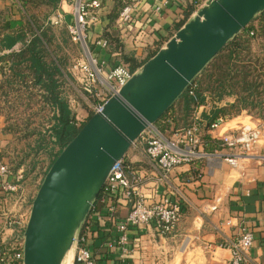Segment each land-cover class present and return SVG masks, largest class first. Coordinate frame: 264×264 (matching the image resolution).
Returning a JSON list of instances; mask_svg holds the SVG:
<instances>
[{
  "label": "crops",
  "instance_id": "0c3cea01",
  "mask_svg": "<svg viewBox=\"0 0 264 264\" xmlns=\"http://www.w3.org/2000/svg\"><path fill=\"white\" fill-rule=\"evenodd\" d=\"M23 1L0 0V15L8 24L10 32H16L24 25ZM60 1L48 25H53V21L61 15ZM97 1L100 8L92 12L87 30L88 44L97 62L103 64L105 69H110L121 63L119 52L108 53L106 48L101 49L95 43L104 40L103 33L109 31L108 14L113 2ZM161 1L139 0L132 11L131 21L121 26L117 19L115 28L110 31L112 36L120 40L123 52L138 62L142 63L149 52L158 51L174 36L177 32L175 27L182 22L187 7L193 6L196 11V5L203 6L211 0H170L167 7L155 13L154 7L159 6ZM66 8L64 10L68 11ZM193 13L186 23L193 18ZM19 47L20 44H17L15 49ZM252 51L259 52L255 46ZM233 102V97H227L219 106ZM209 108V102L198 107L194 119L198 120L202 112H208ZM262 119V110L257 114L242 111L237 117L225 119L217 130L209 129L207 135L217 142L222 136L235 134L242 123L259 126ZM238 120L242 123L236 122ZM172 127L179 128L174 122ZM3 129L4 119L0 115V158L3 149L11 142V135ZM212 148L206 151L201 145V150L209 155L208 158L175 168L165 182L160 180L155 166L143 154L141 146L129 148L124 161L141 176L144 196L154 200L167 196L178 202L181 205V218L176 229L163 237L151 227L130 229L127 234V264H228L230 251L226 244L235 238L239 223L247 226L253 235L249 264H264V163L257 158L264 153V139L256 145L255 157L240 158L235 167L225 161L233 155L231 149L222 145ZM1 161L4 163L5 160L1 158ZM5 208L9 209L8 204L5 206V199L0 196V224L5 217ZM126 214L127 209L119 206L117 217L121 220ZM115 237L116 233L107 226L101 228L99 236L93 239L97 247L96 257L104 264L119 263L116 255L104 246L105 239L112 240Z\"/></svg>",
  "mask_w": 264,
  "mask_h": 264
},
{
  "label": "trees",
  "instance_id": "16d2710c",
  "mask_svg": "<svg viewBox=\"0 0 264 264\" xmlns=\"http://www.w3.org/2000/svg\"><path fill=\"white\" fill-rule=\"evenodd\" d=\"M26 1H23L24 4ZM59 1L39 0V4L48 11L45 19L53 13ZM138 1L112 0L113 6L108 14L109 31L102 35L107 43L106 51L119 52L120 64L126 66L130 72L141 67L157 52H149L142 63L138 62L133 56L125 54L120 40L110 34L122 8ZM194 9L193 6L186 8L182 22L175 27L176 31L186 23ZM55 41L52 27H44L41 19L27 17L20 30L10 32L8 24L0 15V115L4 119V132L11 135L12 140L19 137L25 142L17 159L10 162L11 171L16 173L22 169L23 177L36 169L40 156L48 159V169L84 124L76 125L75 114L70 108L66 89L72 79L66 66L67 59L59 56L60 48ZM17 44L20 47L15 49ZM253 44L260 52L252 51ZM12 97L18 106L11 102ZM227 97H233L234 102L219 106ZM208 102L209 111L202 112L196 121L202 131L200 140L206 151H211L215 145H222L207 135L210 126L218 118L231 119L242 111L257 114L264 109V12L256 15L244 30L227 42L155 126L162 133L168 131L170 121L177 127L186 126L193 121L196 109ZM22 105L26 107L21 111L25 122L20 127L17 124L18 107ZM34 106H37L35 112L32 111ZM13 116L15 118L12 119ZM36 117L41 119L37 126H33L31 119ZM1 158L5 160V149ZM99 196L100 193L93 202V207L97 208ZM91 212L92 208L88 214ZM4 235L0 227V248H5Z\"/></svg>",
  "mask_w": 264,
  "mask_h": 264
},
{
  "label": "water",
  "instance_id": "95a60500",
  "mask_svg": "<svg viewBox=\"0 0 264 264\" xmlns=\"http://www.w3.org/2000/svg\"><path fill=\"white\" fill-rule=\"evenodd\" d=\"M264 0H211L93 114L62 149L32 200L23 264H62L111 168L155 125Z\"/></svg>",
  "mask_w": 264,
  "mask_h": 264
},
{
  "label": "built area",
  "instance_id": "2783aa9c",
  "mask_svg": "<svg viewBox=\"0 0 264 264\" xmlns=\"http://www.w3.org/2000/svg\"><path fill=\"white\" fill-rule=\"evenodd\" d=\"M170 0H162L154 12L169 5ZM136 2L122 8L118 17L121 26L131 21L132 11ZM203 6L196 5L193 16ZM68 7V11L64 8ZM60 14L53 24H63L70 41L83 52L84 60H78L72 70L75 81L80 90V103L69 101L70 108H79L87 113L86 119L101 112L103 105L112 97L118 95L120 89L130 78L140 71V68L130 72L124 65L118 64L105 69L98 63L88 44L87 30L92 12L100 8L97 0H61ZM68 16V18H65ZM252 36V33L249 34ZM95 45L105 49V40H98ZM190 94H192L190 92ZM264 114V109H262ZM79 126L83 121L78 122ZM194 119L190 124L174 128L172 121L168 123L169 130L162 133L155 125H148L131 147L141 146L146 158L155 166L160 180L167 179L177 167L192 165L208 158V154L201 150L200 128ZM225 119L218 118L210 130H217ZM264 139V119L259 126L241 125L235 134L222 136L218 141L222 146L232 150V156L225 161L232 167L237 166L240 158L255 157V148L260 140ZM264 163V153L257 156ZM13 180V181H12ZM23 177L21 170L12 173L10 168L0 158V196L5 199V217L1 222V229L5 234V248H0V264H23L24 231L29 218L31 205L28 211L25 207V197L22 194ZM143 182L138 171L124 159L117 162L109 171L100 191L98 206L92 208L81 223L74 236L71 251L72 264H104L95 254L94 238L99 236V230L109 227L116 233L115 239H105L104 246L110 253L116 255L118 264H127L129 244L128 232L138 227H151L159 236L171 234L181 218V205L167 196L158 199L146 198L142 192ZM34 198V197H33ZM32 198V200H33ZM93 204V203H92ZM12 206V209L10 210ZM123 206L127 214L123 219L117 217V209ZM107 240V241H106ZM103 246V245H102ZM253 247V235L243 223L237 225L234 239L226 244L230 251L228 264H249V252Z\"/></svg>",
  "mask_w": 264,
  "mask_h": 264
},
{
  "label": "rangeland",
  "instance_id": "374dc122",
  "mask_svg": "<svg viewBox=\"0 0 264 264\" xmlns=\"http://www.w3.org/2000/svg\"><path fill=\"white\" fill-rule=\"evenodd\" d=\"M65 9H67V8H65ZM24 10H25V12H24L25 19H27V17H35L37 19H41V20H43V26L44 27H46L48 24H50L47 22H49L54 16V14H49L46 17V19L44 18L46 16V14L48 13V11L44 6L39 4V0H36L35 2H31V1L27 0L24 4ZM48 26L52 27L53 35H55V37H56L55 42L58 44V46L60 48L59 56H64L67 59L66 66H67V70L69 72L70 78L72 79V81H69V86L66 89L68 100L69 101L75 100V101H78L80 103V90H79V87L75 81V73L72 70V66L78 60H80V59L84 60V56H83L84 54L77 45L73 44L70 41V38H69L67 31L65 29V26L63 24H53V25H48ZM254 46L255 45L253 44V46H251V47H254ZM258 51H259V49H258ZM11 102L14 105H17V104H15L14 97H12ZM24 102H25V100L23 99L22 103H24ZM25 108L26 107L24 105H22L21 107H18V112H19L18 114L19 115H18L17 124H19L18 126H20V127L24 126V123H22V122H25L24 121L25 117L21 111L25 110ZM28 108H30V107H28ZM33 108H34V110H32V111L35 112L37 110V106H34ZM72 111L75 114L76 120H78V122L83 121V123H85L88 120V119H86L87 113L85 111H82L77 107H75L74 109L72 108ZM13 118H15V117L13 116L12 119ZM40 119L41 118H39V117L31 119L33 126L34 125L37 126V122H39ZM236 122H241V121L238 120ZM243 124H247V123L244 122V123H242V125ZM11 141H12V143L10 142L11 144L9 145V147L5 149V164L10 168V170L12 167V164L10 162H14L17 159V157L19 156L20 150L23 148V146L25 144V142L23 140H21V138L19 139V137L14 138V140L11 139ZM30 158H31V156H30ZM29 159H27V161ZM39 160L40 161H39L36 169L33 172L29 173L27 175V177H23V171H22V169H20L22 172V177H23V180L21 183L22 194L25 197V202H26L24 208L27 211L29 209L28 207L32 203V198L35 196V194L39 188V185L41 184V181H42L45 173L47 172L46 169L48 166V159L46 158V156H40ZM11 209H12V206H11L10 210ZM1 226H2V224H0V227ZM4 237H5V235L3 236V238ZM72 255H73V251L70 250L67 253V255L65 256V259H64L62 264H72V261H71Z\"/></svg>",
  "mask_w": 264,
  "mask_h": 264
}]
</instances>
